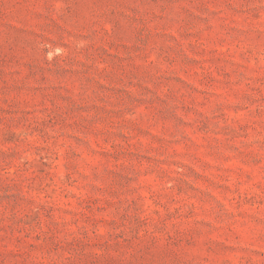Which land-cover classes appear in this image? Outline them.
Segmentation results:
<instances>
[{
	"label": "rangeland",
	"instance_id": "obj_1",
	"mask_svg": "<svg viewBox=\"0 0 264 264\" xmlns=\"http://www.w3.org/2000/svg\"><path fill=\"white\" fill-rule=\"evenodd\" d=\"M0 264H264V0H0Z\"/></svg>",
	"mask_w": 264,
	"mask_h": 264
}]
</instances>
